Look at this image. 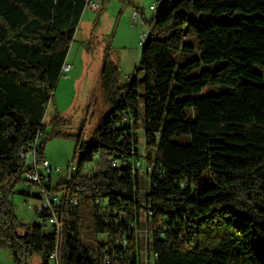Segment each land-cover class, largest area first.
Segmentation results:
<instances>
[{
	"label": "trees",
	"instance_id": "1",
	"mask_svg": "<svg viewBox=\"0 0 264 264\" xmlns=\"http://www.w3.org/2000/svg\"><path fill=\"white\" fill-rule=\"evenodd\" d=\"M84 8V0H0V251L13 264L33 254L46 264L54 248L46 214L35 212L40 222L24 227L8 195L23 180L20 152L42 129ZM145 23L142 77L109 92L93 140L63 134L58 115L47 124L48 135L74 140L79 170L99 157L92 177L52 189L78 200L62 264H142L141 230L149 259L156 254L150 264H264V0H160ZM183 55L194 58L174 61ZM109 70L106 61L101 82ZM181 136L189 143L172 141ZM108 159L152 165L147 187L131 180V165L114 169ZM81 200L92 206L95 249L82 242Z\"/></svg>",
	"mask_w": 264,
	"mask_h": 264
},
{
	"label": "rangeland",
	"instance_id": "2",
	"mask_svg": "<svg viewBox=\"0 0 264 264\" xmlns=\"http://www.w3.org/2000/svg\"><path fill=\"white\" fill-rule=\"evenodd\" d=\"M125 3L128 5L126 6ZM152 5L159 8L160 0H101L104 10L94 12L86 9L65 60L70 65L71 72L59 77L54 90V103L49 109L50 115L52 109H58L60 103H65L69 108L65 116L59 115L66 120V126L61 130L63 134L75 137L82 132L83 143L89 144L93 140L96 129L110 111L109 92L115 88L127 86L132 76L141 79L139 30L147 26L145 21H149L156 15L157 11L149 10ZM136 9L143 13L139 28L132 27L130 22L131 13ZM187 41L191 43L189 39ZM193 46L196 47L195 43ZM192 58L194 56L183 55L178 56L174 61L184 64ZM106 61L108 65L114 67L115 71H107L101 82ZM203 69L202 66L191 75H197ZM50 130L48 126L42 139V141L47 139L43 155L50 164L51 185L55 187L66 181L65 169L73 161L75 144L71 138L48 135ZM136 134L139 142L138 151L144 154L143 128L141 127ZM172 141L179 145H186L189 143V138L173 137ZM78 156L79 154L75 159L76 162ZM97 167L98 164H96ZM22 178L23 180L9 193L8 202L16 221L25 227L38 224L40 219L33 210L38 205L37 188L26 182L24 176ZM205 179L206 174H203V184ZM147 183V178L142 175L139 180L141 191L147 187ZM91 207L90 203L80 201L82 242L85 246L95 249L96 236L93 230ZM138 235L143 246L142 264H148L149 253L144 247L145 233L142 230ZM0 264H13L12 256L8 251H0ZM22 264H42V260L40 256L33 254L28 256Z\"/></svg>",
	"mask_w": 264,
	"mask_h": 264
},
{
	"label": "built area",
	"instance_id": "3",
	"mask_svg": "<svg viewBox=\"0 0 264 264\" xmlns=\"http://www.w3.org/2000/svg\"><path fill=\"white\" fill-rule=\"evenodd\" d=\"M85 9H89L91 11L97 12L103 9L101 6V0H84ZM127 6V3H125ZM150 11H157V7L152 5L149 7ZM130 22L132 27H138L141 23V15L140 12L137 10H133L130 16ZM149 34L148 27H142L139 30V35L141 38L140 46L146 40ZM70 65L63 64L61 68V75H65L70 71ZM130 80V79H129ZM49 107V104L46 106V111ZM124 122H128L126 118L123 119ZM131 123V121H129ZM47 130L46 125V112L45 117L42 121V129L39 130L32 142L29 146L23 149L20 152L19 158L21 165L23 166V176L25 181L29 184L34 185L37 188V197L38 205L33 208L34 212L46 214L45 221H44V230L47 235L51 234L54 236V248L51 254L49 255L46 264H62V244H63V235L66 231L65 224L66 221L68 223V210L70 208H74L78 205V200L73 198L68 200L66 194L64 192H54L51 185V167L49 162L44 158L41 150V141L45 136V132ZM98 155L92 156V163L86 164L83 166L81 170L78 169L76 162H71L66 167V181L67 183L74 182L78 183L80 179L83 177H92L94 172L96 171V162L98 161ZM110 166L114 169H119L122 165H131V174L130 178L133 181L134 178H138L140 180L141 176L144 175L149 180V176L153 172V166L148 165L146 161L140 159L135 162H131L129 159H123L122 161L118 160H111ZM29 195V194H26ZM95 205L102 209L105 208V202L96 199ZM102 211V210H101ZM104 212H108L105 209ZM113 216L118 215L122 217L121 214H117L116 211L112 213ZM144 216H151L150 212H146ZM142 231V230H141ZM139 231V232H141ZM145 236L147 234L146 230H143ZM99 240H104L103 236L98 237ZM120 245L125 246L126 242L121 240L118 242ZM118 258H121L119 256ZM156 258V254H152V258L148 260V264L152 263V261ZM104 264H112L110 260H105Z\"/></svg>",
	"mask_w": 264,
	"mask_h": 264
},
{
	"label": "crops",
	"instance_id": "4",
	"mask_svg": "<svg viewBox=\"0 0 264 264\" xmlns=\"http://www.w3.org/2000/svg\"><path fill=\"white\" fill-rule=\"evenodd\" d=\"M127 5H128V3H127ZM103 10H104V8H103ZM102 10V11H103ZM86 11V9L84 10V12ZM84 12H83V14H84ZM82 14V15H83ZM77 32V31H76ZM75 35H76V33H75ZM65 64H67L66 63V61H65ZM69 72H71V68H70V71ZM53 103H54V98H53V102H52V104H49V107H48V109H47V111H46V125L48 124V122L52 119V117L53 116H55V115H62V116H65L66 115V113L69 111V108L65 105V103H60L59 105H58V109H56V108H54V109H52V113L49 115V109H50V106L51 105H53Z\"/></svg>",
	"mask_w": 264,
	"mask_h": 264
}]
</instances>
